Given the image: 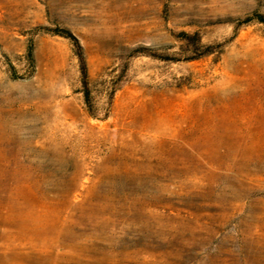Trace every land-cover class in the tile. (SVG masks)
Masks as SVG:
<instances>
[{
	"label": "rangeland",
	"instance_id": "1",
	"mask_svg": "<svg viewBox=\"0 0 264 264\" xmlns=\"http://www.w3.org/2000/svg\"><path fill=\"white\" fill-rule=\"evenodd\" d=\"M255 12L0 0V264H264V23L240 21ZM55 27L81 46L90 109Z\"/></svg>",
	"mask_w": 264,
	"mask_h": 264
},
{
	"label": "trees",
	"instance_id": "2",
	"mask_svg": "<svg viewBox=\"0 0 264 264\" xmlns=\"http://www.w3.org/2000/svg\"><path fill=\"white\" fill-rule=\"evenodd\" d=\"M253 20L264 23V14L255 12L254 14H252L250 16H246L245 18H243L240 21L242 23H249ZM50 33L69 38L77 47L78 57H79V62H80V72H81V79H82V85H83L84 99H85V102L87 103V105L89 106V109H90L91 102H90V90L88 87L87 66H86L85 58H84L83 53L81 51V46L79 45L77 38L72 34V32L70 30H68L66 28L55 27V28L50 29ZM177 35L183 40H192L193 41L194 39H196L194 36H191L190 34H187L186 32H179ZM142 50L148 51L147 48H142ZM27 57H28L29 61H31V62L33 61V54H32L31 49H28Z\"/></svg>",
	"mask_w": 264,
	"mask_h": 264
},
{
	"label": "bare ground",
	"instance_id": "3",
	"mask_svg": "<svg viewBox=\"0 0 264 264\" xmlns=\"http://www.w3.org/2000/svg\"><path fill=\"white\" fill-rule=\"evenodd\" d=\"M226 70V69H225ZM222 76V75H221ZM234 81V80H233ZM224 83V82H223ZM224 90H225V88H224Z\"/></svg>",
	"mask_w": 264,
	"mask_h": 264
}]
</instances>
